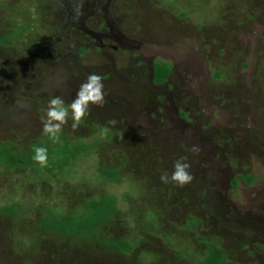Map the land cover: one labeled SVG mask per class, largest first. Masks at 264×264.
Instances as JSON below:
<instances>
[{"label": "rangeland", "instance_id": "1", "mask_svg": "<svg viewBox=\"0 0 264 264\" xmlns=\"http://www.w3.org/2000/svg\"><path fill=\"white\" fill-rule=\"evenodd\" d=\"M59 2L0 0V148L31 161L0 163V264H264V0ZM92 73L104 106L53 144L49 100ZM183 157L192 182L163 183ZM101 200L88 237L43 231Z\"/></svg>", "mask_w": 264, "mask_h": 264}, {"label": "clouds", "instance_id": "2", "mask_svg": "<svg viewBox=\"0 0 264 264\" xmlns=\"http://www.w3.org/2000/svg\"><path fill=\"white\" fill-rule=\"evenodd\" d=\"M70 2L73 5L74 19H78L83 15L84 0H70ZM59 7L63 8L62 0L59 2ZM105 102L102 77L95 73L89 74L86 80L80 85L76 97L70 105L66 106L65 101L59 96H55L49 100L45 110L46 119L42 121V132L53 144L61 143V133L64 126L68 125L69 112H71L72 119L71 128L75 131L90 113L91 106L103 107ZM110 123L115 125L116 121L113 120ZM33 151V160L40 167H46L48 163V149L42 146H33ZM191 151L198 153L199 148L194 146ZM191 167L192 165L187 157H183L175 162L174 171L171 176L164 173L160 176V180L165 184L172 182L179 187H184L194 179L190 172Z\"/></svg>", "mask_w": 264, "mask_h": 264}, {"label": "trees", "instance_id": "3", "mask_svg": "<svg viewBox=\"0 0 264 264\" xmlns=\"http://www.w3.org/2000/svg\"><path fill=\"white\" fill-rule=\"evenodd\" d=\"M152 69L154 72V68ZM167 71L168 70H165V69L162 71L161 77L163 78L154 77L155 81L161 82L166 76ZM4 147L0 148V163L4 164L7 169L10 167H14L16 165H19V166L31 165V161L27 160V162H25V160L24 161L21 160L20 157L16 155H12V153L7 147H6L7 149ZM11 156H12V160L10 159ZM113 174H114V171H111V172L107 171V172L100 173V175L106 178H112L114 176ZM233 184H234V181H233ZM90 207L92 209L90 210L91 212H89V214L83 217H78L74 220H71V219H65L61 221L45 220L41 222L42 229L43 231L51 230L61 236H66V235L76 233L80 238L88 237L99 226L97 223L103 220H107V218L111 216L112 211H113V206L111 207L108 204V202L105 200H101V203H98V204L93 202L90 204ZM109 241L111 244H114V246L115 244L120 246L122 244L121 242H123L119 240L118 241L109 240ZM115 250L117 251V253H119V255L124 256V254H122L119 249L116 248ZM214 255L215 256H213L209 264H218L221 261L220 258L224 257V255L221 252H216Z\"/></svg>", "mask_w": 264, "mask_h": 264}]
</instances>
